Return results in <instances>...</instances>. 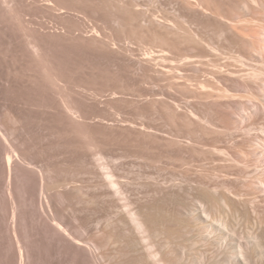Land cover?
<instances>
[{
    "label": "rangeland",
    "instance_id": "374dc122",
    "mask_svg": "<svg viewBox=\"0 0 264 264\" xmlns=\"http://www.w3.org/2000/svg\"><path fill=\"white\" fill-rule=\"evenodd\" d=\"M202 191L230 236L172 260L264 264V0H0V264H114L130 210L205 224Z\"/></svg>",
    "mask_w": 264,
    "mask_h": 264
},
{
    "label": "bare ground",
    "instance_id": "6f19581e",
    "mask_svg": "<svg viewBox=\"0 0 264 264\" xmlns=\"http://www.w3.org/2000/svg\"><path fill=\"white\" fill-rule=\"evenodd\" d=\"M108 183H109V181H108ZM110 184H111V186L118 187V186H116L117 183H116V181L114 182V180L111 181ZM172 196H173V194H172ZM167 197L169 198V196H167ZM196 198L199 199V201L201 200V201H204L206 203L205 208L203 207L204 213L206 215V220L204 219L205 224H204V221L202 220L203 225L201 223L202 222L201 218L198 215H196L195 213H194V215H193V213L191 214L192 215L191 219H186V220H183L184 218L181 219V216L179 218L178 217L179 215L176 216V213H175L176 208L172 209L170 207V204L168 205L169 207L167 206V203L170 199H168L167 202H164L166 200L163 201L160 199L161 201L160 200H158L157 202L155 201L146 207H143V206L140 207L139 206L138 209H137V207H135L136 209L130 210L129 221L126 222L124 220L125 218H123V220L125 221L126 224L128 223V225H129L128 227H130V232H132L133 235L136 237L135 238H129L132 235H130V236L128 235L129 237L128 236H126V237H128L129 239L125 240L121 237V235L123 234L121 229H120V231L122 234H119L120 237L117 236V232H115L116 235L114 232H113L114 234H112V232H111V234H112L111 238H113V237L115 238L113 243H115V245H116V248H114L115 250L113 252L114 260H115L114 264H178L177 260L174 261V260H172L174 258H171L173 255V249H172L173 244L177 245V242L181 243V240H183L182 242H184V243H185V241L195 242L196 240H199L196 238V236H199L202 240L204 239V240H207L208 242L212 241V240L214 241L216 239H219L220 243H221L220 246L225 245V242L228 240V237L230 236V233H229L230 225H231L230 224V217L232 218V216L236 212L233 204L231 203V199L229 198L230 199L229 200L227 197H222V198H219L218 196L214 197L213 195L208 194L205 191H202L201 193L196 195ZM176 200L177 199L175 198V201ZM177 201H180L179 203L182 204V199H180V197L178 198ZM171 202H172V199H171ZM173 204H174V202L172 203V205ZM174 206H176V205H174ZM228 208H230V210H231L230 212L228 211ZM123 217H126V215ZM126 220H128V219H126ZM231 223H234V222H231ZM199 224H201L200 225L201 227L199 226ZM125 227H127V226H125ZM197 227H199V229ZM116 231H118V230H116ZM120 231H119V233H120ZM192 231H195V232L197 231L198 233L196 235L194 234L195 236L193 235L192 237L188 238L189 236L187 234H189ZM108 234H109V230H108ZM108 234H107V236H108ZM186 236H187V239H186ZM252 237L254 239L253 243L256 247H262L263 246V243L260 240L261 237L258 233ZM137 241L139 243H141V245L144 247L143 249L144 250L146 249L147 252L142 254V253H140L141 251H139V255L141 254L140 257H137L138 255L133 257L135 254L134 255L132 254L133 255L132 257L128 256L129 254L131 255V253H128V252L125 253L123 245L126 244V248H128L129 250H131L134 253L136 249L137 250L140 249L137 246L135 248V245H137L136 244ZM111 244H112V242H111ZM142 246H140V247L142 248ZM189 246H191V245H189ZM242 247L240 248L241 250L239 249L240 255L242 254L245 258L246 257L250 258L251 257L250 254L252 253L251 248L247 247L244 249V247H243V249H242ZM134 248H135V250H134ZM110 249H111V246H110ZM224 249H225V247H224ZM187 250H189V249H187ZM125 256L131 257V258L126 259ZM178 257H180V256L178 255ZM185 257H186V255H185ZM247 258H246V260L247 261L249 260V262H251L250 259H247ZM112 262H113V260H112ZM207 264H231V263L229 261L213 260V261H209ZM249 264H251V263H249Z\"/></svg>",
    "mask_w": 264,
    "mask_h": 264
}]
</instances>
